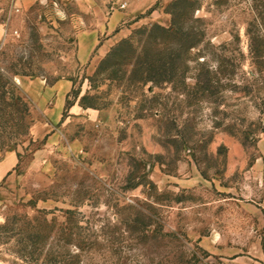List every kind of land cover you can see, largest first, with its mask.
<instances>
[{"label":"rangeland","instance_id":"rangeland-1","mask_svg":"<svg viewBox=\"0 0 264 264\" xmlns=\"http://www.w3.org/2000/svg\"><path fill=\"white\" fill-rule=\"evenodd\" d=\"M0 152V264H264V0H0Z\"/></svg>","mask_w":264,"mask_h":264},{"label":"crops","instance_id":"crops-1","mask_svg":"<svg viewBox=\"0 0 264 264\" xmlns=\"http://www.w3.org/2000/svg\"><path fill=\"white\" fill-rule=\"evenodd\" d=\"M39 0H22L21 6L23 7H29L34 2H37ZM98 9L101 11L108 10L107 5H98ZM115 18L114 15H112V20ZM98 26H107L108 29L110 28V13H107V17H99ZM98 35L97 34H90V35H84L79 40V57L80 59H85L86 57H89L91 53L96 49L98 44ZM67 86L65 83H58L52 87H47L43 90V93L41 95L40 105L46 106L50 101L53 102V106L51 109H49V122L51 124H55L60 121L61 119V112L64 105V102L67 97ZM32 134L34 138H41L42 136L46 135L47 132L43 129L36 127L34 131H32ZM18 155L16 152H6L4 154H1L0 152V181H2L18 164Z\"/></svg>","mask_w":264,"mask_h":264},{"label":"built area","instance_id":"built-area-1","mask_svg":"<svg viewBox=\"0 0 264 264\" xmlns=\"http://www.w3.org/2000/svg\"><path fill=\"white\" fill-rule=\"evenodd\" d=\"M11 1V7L13 10H15L16 12H19L22 8L21 3L22 0H10Z\"/></svg>","mask_w":264,"mask_h":264}]
</instances>
